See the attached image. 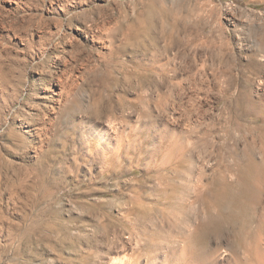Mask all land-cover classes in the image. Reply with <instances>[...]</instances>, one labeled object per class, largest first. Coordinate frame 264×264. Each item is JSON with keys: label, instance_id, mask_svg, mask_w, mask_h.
I'll return each mask as SVG.
<instances>
[{"label": "rangeland", "instance_id": "rangeland-1", "mask_svg": "<svg viewBox=\"0 0 264 264\" xmlns=\"http://www.w3.org/2000/svg\"><path fill=\"white\" fill-rule=\"evenodd\" d=\"M161 10L199 36L219 37L237 68L263 59L264 0H0V264H119L133 253L123 246L127 202L144 197L154 176L125 160L97 174L85 141L104 116L129 119L119 98L135 97L150 52L114 51L107 28L137 22L157 38ZM58 79L72 90L67 105L53 100Z\"/></svg>", "mask_w": 264, "mask_h": 264}, {"label": "bare ground", "instance_id": "bare-ground-1", "mask_svg": "<svg viewBox=\"0 0 264 264\" xmlns=\"http://www.w3.org/2000/svg\"><path fill=\"white\" fill-rule=\"evenodd\" d=\"M161 12L167 20L157 38L152 26L137 22L107 28L114 51L150 52L136 72L135 97L119 98L129 119L104 116L83 140L97 174L112 173L125 160L155 179L145 188L148 201L133 194L127 202L123 246L134 251L119 264L142 257L143 264H264V52L237 68L219 37L199 36ZM176 59L182 65L171 77ZM70 92L58 79L53 100L67 105Z\"/></svg>", "mask_w": 264, "mask_h": 264}]
</instances>
